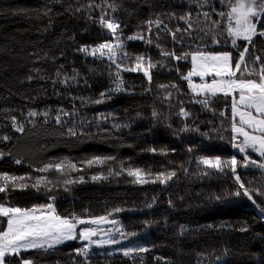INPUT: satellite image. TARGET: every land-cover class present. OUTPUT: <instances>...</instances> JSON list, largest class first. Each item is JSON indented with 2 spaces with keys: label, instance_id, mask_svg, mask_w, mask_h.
Here are the masks:
<instances>
[{
  "label": "trees",
  "instance_id": "1",
  "mask_svg": "<svg viewBox=\"0 0 264 264\" xmlns=\"http://www.w3.org/2000/svg\"><path fill=\"white\" fill-rule=\"evenodd\" d=\"M90 2L0 0V136L10 137L0 140V151L6 154L0 159V174L46 175L52 181L48 185L51 191L43 185L37 190L28 179L17 181L18 185L28 184L26 188L12 190L9 184V191L0 193V203L22 208L52 203L61 216H107L120 222L125 233L136 236L139 247L149 248V252L131 258L116 250L93 248L87 264H264V212L260 211L264 195L259 194L264 193V172L252 167L237 169L252 190L253 204L247 197L233 194L238 186L230 172H214L198 164L201 157L243 159L230 141L234 135L230 130L231 98H211L210 108L194 103L203 97H195L182 78L192 70L190 56L177 61L160 54L161 48L177 55L228 51L235 62L238 49L246 42L238 40L233 48L231 38L222 31L227 18L221 20L216 14L230 11L228 0H209L204 8L194 0H108L118 8L114 13L108 11L121 24L126 51L150 57L156 64L151 69V83L142 72L122 71L127 91L119 93L109 92L114 87L111 73L115 66L79 51L81 46L111 39L106 29L87 18ZM78 7L83 10L77 12ZM203 11L210 12V20L205 21L202 15L197 18ZM189 12L193 13V28L183 31L187 25L178 17ZM99 14V9L91 12L93 17ZM157 18L163 24L160 28L153 25V43L126 39L138 32L148 35L146 22ZM213 20L220 21L219 28ZM165 25L172 31L181 29L175 39ZM262 26L264 18L258 30ZM212 36L221 43L213 44ZM252 45L246 59L258 54L264 62V37L257 35ZM57 71L62 73L59 78ZM64 75L75 76V82L70 81L68 87L60 84ZM161 84L177 88L161 89ZM101 93L111 98L99 104L90 102ZM168 93L170 98H166ZM181 108L190 113L187 118L179 115ZM29 111H47V122L42 115L28 117ZM56 115H60V123ZM11 117L24 125L23 132L12 128ZM185 127L187 131L182 130ZM249 154L260 159L251 151ZM96 157L114 159L89 167L87 161ZM16 159L21 163H15ZM64 160L81 170L66 176L36 171ZM130 168L150 173L148 179L171 171L176 176L166 185L159 181L139 184L127 174ZM205 171L209 174L203 175ZM93 176L100 179L93 180ZM65 179L77 183L66 185ZM149 204L152 207H147ZM116 208L122 211L115 212ZM4 221L6 218L0 217V230L6 226ZM85 245L71 242L22 252L21 256L33 264H85L76 254ZM11 259L19 264L17 258Z\"/></svg>",
  "mask_w": 264,
  "mask_h": 264
},
{
  "label": "snow or ice",
  "instance_id": "2",
  "mask_svg": "<svg viewBox=\"0 0 264 264\" xmlns=\"http://www.w3.org/2000/svg\"><path fill=\"white\" fill-rule=\"evenodd\" d=\"M194 2L200 8H204L209 4V0H194ZM228 6L230 8L229 12L225 13L224 11H220L216 13L221 20L227 18L228 23L222 31L226 33L227 37L231 38L230 42L233 48H237L238 40L246 42L242 48L238 49V57L235 62H233L232 53L228 51L215 54L198 51L196 53H182L177 55L175 51L164 50L159 44L156 46L161 48L160 54L162 56L171 57L177 61L185 59L188 56L191 57V63L193 65L192 70L182 78L188 81L189 88H191L195 97H203L202 99L194 100V103H199L205 108H210L211 98L217 97L218 95L224 98H231L230 130L234 135L230 138V141L232 142V146L243 154V159L238 160L235 156L228 160H222L220 157H201L198 164L214 172L225 173L226 170L230 172L238 186L233 194L237 197L243 195L252 201L253 204H256L252 196V190L246 187L237 169L238 167L244 169L252 167L264 172V62H262L261 56L258 54H253L250 59H246L249 53V46H253L252 42L254 37L257 35L264 37V26L260 27L258 30V25L261 24V19L264 18V0H235L234 3L232 0H228ZM87 8L89 9L87 18L98 23L101 28L106 29L111 39L96 46H81L79 51L94 59L107 60L111 65L115 66V71L111 73L114 87L109 89V92L119 93L127 91L124 87V79L121 76L122 71L142 72L143 76L151 83V69L155 68L156 64L152 62L150 57H145L143 55L132 56L126 51L124 47L125 38L121 31V24L118 19L110 16L108 11L111 10L113 13L118 11L115 3H109L108 0H104L103 4H97L95 0H91ZM96 9L100 10V14L98 17H93L91 12ZM82 10V8H76L77 12ZM47 14L46 12L45 15ZM171 15L174 16L175 14L173 13ZM199 15H202L205 21L210 20L209 11L198 13L197 18ZM192 17V12L178 17L187 25V28L183 31H188L193 28ZM211 22L216 25L217 28L220 27V21L213 20ZM146 23L148 26V35L138 32L127 36L126 39L145 40L149 44L153 43L150 35L152 27L154 25L156 28H160L161 24H163V20L159 18L155 20L150 19ZM165 30L172 35L173 39H175L176 33L181 31L180 28L172 31L168 29L166 25ZM211 42L213 44L221 43L216 36H212ZM129 60L133 62L131 65L127 63ZM55 75L59 78L62 73L57 71ZM77 75L79 74L77 73ZM194 75L199 76L204 82L201 84H193L191 77ZM207 76L213 77L210 83L204 79ZM40 78L43 79L44 77ZM31 79L32 77H29V80ZM75 80V76L69 77L64 75L63 79L59 80V83L68 87L70 86V81L75 82ZM56 82L55 80L53 81L54 84ZM159 87L161 89L168 87L177 88V85L161 84ZM170 96L171 93H168L166 98H170ZM105 98L110 99L111 97L108 96L107 93H101L99 99L90 102L99 104L102 103ZM80 99L83 100L84 98ZM63 114L69 115L67 112ZM27 115L33 118L42 115L45 118V122H47L49 113L47 111L44 113L29 111ZM153 115L155 116L156 113L154 112ZM179 115L187 118L190 113L181 108ZM220 115L224 116L225 113L221 112ZM55 119L57 123L61 122L60 115H56ZM11 124L16 132L24 131V125L19 123L16 117H11ZM182 130L187 131L188 129L185 127ZM69 132L72 135L76 134L71 128H69ZM241 137L242 139H240ZM9 139L10 137L7 135L0 136V140L2 141H8ZM249 151L257 154L260 159H253ZM5 155L4 152L0 151V159ZM8 155L11 154L8 153ZM110 159L114 158L96 157L88 160L87 164L91 167L93 164H100ZM15 163L20 164L21 160L16 159ZM73 170L80 171L81 169H78L76 164L67 160L47 163L36 169V171L40 173L54 171L65 176ZM127 174L135 177V182L139 184L156 183L159 181L162 185H166L168 181L176 176V172L171 171L158 173L153 178L148 179L146 177L151 174L144 173L138 168L128 169ZM202 174L208 175L209 173L205 171ZM26 179L33 180L31 186L37 190L43 185L46 190L51 191L48 185H51L52 181L49 180L46 175L36 178H26L24 176H11L4 173L0 174V181H2V183H0V193H7L9 191V184H11L12 190H15L17 187H28L29 185L26 183L23 185L17 184V181H24ZM92 179L97 180L100 179V177L93 176ZM83 181L84 177H79V182L82 183ZM63 183L66 185L74 184L77 183V180L65 179ZM259 194L264 195V193ZM50 199L55 200V197H51ZM147 207L150 208L152 205L149 204ZM257 207H259V205H257ZM114 211L120 212L122 209L116 208ZM260 211L264 212V208H261ZM0 217L6 218V221H4L6 223V228L0 230V264H16V260L11 259L13 257L17 258L19 264H33L32 260L23 258L21 253L34 249L52 248L55 244L76 240L78 238L82 242H87L85 246L76 250V254L82 256L85 260V264H87L89 251L93 245L103 247L104 245H115L120 243L119 239L112 237L111 230L106 232L108 236L107 239H93L99 236V232L92 227H85L79 232L77 231L79 225H100L104 223L117 225L118 222L115 219L110 220L107 216L85 219L74 213L69 216H61L57 214L52 203L33 206L31 208H22L0 203ZM246 230V228H241V231ZM116 231H120V228L117 227ZM121 235H123V233H121ZM147 252H149V248L147 247L126 248L122 250L123 256L129 258L132 257L133 253ZM156 259L161 258L157 257Z\"/></svg>",
  "mask_w": 264,
  "mask_h": 264
},
{
  "label": "rangeland",
  "instance_id": "3",
  "mask_svg": "<svg viewBox=\"0 0 264 264\" xmlns=\"http://www.w3.org/2000/svg\"><path fill=\"white\" fill-rule=\"evenodd\" d=\"M192 67H193V65H192ZM204 79L207 82L210 83L211 80L213 79V77L212 76H207ZM217 79H218V77H217ZM191 80H192L193 84H201V83L204 82V81L201 80V78L199 76H195V75L191 77ZM109 219L111 220L112 218H109ZM85 227L95 228L99 232V236L94 237L93 239H101V238L107 239L108 236L106 235V232L108 230H111L112 237L116 238V239H119V241H120V243H118V244H115V245H104L103 247H97L96 245H93L91 247V249H93V248L111 249V250H116L119 253H122V250L126 249V248H139V244L140 243L137 241V237L125 233L120 222H118L117 225L108 224V223H104V224H100V225H79L77 231L79 232L81 229H83ZM117 227L120 228V231H116ZM5 228H6V226H5ZM121 233H123V235H121ZM71 242L87 243L86 241L82 242L78 238L76 240H70V241H65L63 243H60V244H55L53 247L62 246V245H65V244H68V243H71ZM91 249L89 251V254L91 252ZM29 251H33V250H29ZM25 252H28V251H25ZM133 254H135V253H133Z\"/></svg>",
  "mask_w": 264,
  "mask_h": 264
}]
</instances>
